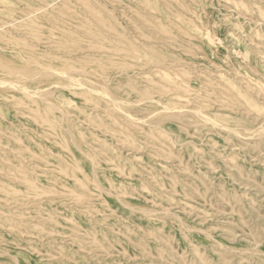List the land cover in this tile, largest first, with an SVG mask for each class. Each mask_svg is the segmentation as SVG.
<instances>
[{
  "label": "rangeland",
  "instance_id": "obj_1",
  "mask_svg": "<svg viewBox=\"0 0 264 264\" xmlns=\"http://www.w3.org/2000/svg\"><path fill=\"white\" fill-rule=\"evenodd\" d=\"M0 264H264V0H0Z\"/></svg>",
  "mask_w": 264,
  "mask_h": 264
}]
</instances>
